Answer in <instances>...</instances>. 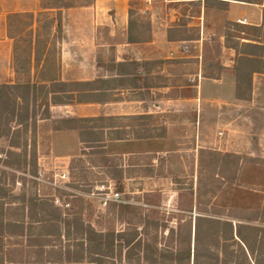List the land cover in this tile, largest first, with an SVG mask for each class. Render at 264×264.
Instances as JSON below:
<instances>
[{
	"label": "rangeland",
	"instance_id": "1",
	"mask_svg": "<svg viewBox=\"0 0 264 264\" xmlns=\"http://www.w3.org/2000/svg\"><path fill=\"white\" fill-rule=\"evenodd\" d=\"M30 1V0H29ZM95 0H62V4L71 7L64 9H46L48 11L37 14L23 13L8 18L7 32L14 39L2 44L0 48V85L13 81L14 84H29L32 86L28 95V104L35 107L38 115L47 108V92L51 86L46 81L56 76L59 69L58 41L64 36L66 30L67 9L79 8L94 3ZM259 1L263 0H251ZM55 0H39V7L53 6ZM126 14L133 10L140 18L142 25L139 27L140 39H145V32L148 29V14L152 17L162 14L166 20L175 25H185L188 17L196 15L199 1L192 2H165L162 0H125ZM58 4L60 3L57 1ZM151 6L149 13L144 11L145 7ZM10 6L7 7V9ZM17 7H15L16 9ZM20 9L32 10L34 7H19ZM130 8V9H128ZM51 10V11H50ZM2 2L0 1V38L2 37L4 23H2ZM104 12V11H103ZM114 10L104 13L98 20V26H105L113 19ZM103 17V18H102ZM59 21V28L57 22ZM51 25V27H50ZM64 26V27H63ZM50 27V28H49ZM224 34L227 23L224 24ZM230 28V27H229ZM87 29V28H86ZM189 36L194 37L195 31H188ZM53 34V35H52ZM255 36L264 42V28L255 31ZM257 34V35H256ZM254 36V37H255ZM253 39V38H252ZM1 40V39H0ZM236 42L235 40L230 41ZM14 54V63L17 71L14 74L8 64V47ZM194 46V45H192ZM246 48L239 47V52ZM255 50L257 55L251 58L258 59L261 63H255V69H264V48ZM35 50V52H33ZM191 53L196 49L190 47ZM32 52L36 54L32 60ZM200 63L184 66L176 65L175 60H164L165 77L155 79L159 85H168L167 97H193L200 91V75L192 76L198 66L202 70V76L217 78L223 69V64L229 65L234 71L238 58L235 54L232 57L228 51L222 49L218 41H205L200 53ZM244 57V56H243ZM254 59V60H255ZM198 62V60L196 59ZM37 63V64H35ZM32 68V70H31ZM27 70V71H26ZM29 71V72H28ZM264 72V71H263ZM235 73V71H234ZM156 78V77H151ZM236 79V75H235ZM259 88H253L251 94L262 96L264 94V81H259ZM252 83V77H251ZM225 83V87H226ZM165 92V90H164ZM158 97V95L156 96ZM250 100V98H249ZM244 100V101H249ZM21 103V101H17ZM227 102V101H226ZM197 105L186 107L188 116L182 115L189 127L195 126V131L184 135L179 142L173 145L168 143L171 150L164 156L152 154H138L123 156L122 154L112 155L109 151L116 150V145H110L104 149L108 157L117 159V168L122 170V178L115 179L108 173L109 170L101 166L100 155L92 153L98 146L97 143L89 141L79 146V151L74 156L66 158V153L76 150V142L73 136H68V142L62 149H52L50 142L62 141L64 135L55 134L59 137L53 140L54 129H63L66 120L72 117L63 115L62 111H56L53 119L45 123L38 122L35 127L34 143L30 133L22 134L19 138V147H9L10 140L0 138V221L17 222L21 219L19 208L21 200L37 197L51 199L54 206L58 207L63 218H79L84 226H89L96 232H131V227L143 228L136 223L127 225L130 222V212H125L120 219L121 210L118 205H129L134 211L148 220L146 236L138 235L142 241L155 246L163 251L166 246L175 245L176 235H173L174 242L170 244L168 231L172 229L177 232L179 228L189 221L193 223L197 215L209 216L214 219L228 220L233 225L238 223L248 224L264 229V103L259 101L250 102L243 107L233 106L229 103H213L211 105ZM58 117V118H57ZM76 119V118H75ZM171 117V120H175ZM164 119L149 118L144 121L141 127L142 133L152 136L162 133ZM101 122L83 123L90 129L92 126H99ZM119 124H126L128 121H118ZM195 123V124H194ZM43 124V125H42ZM101 124L108 125V121ZM135 124V123H134ZM138 128V126H137ZM98 139L106 141L100 130L94 129ZM141 133V132H140ZM141 133V134H142ZM92 135L86 140H91ZM89 138V139H88ZM152 138V137H149ZM26 143V149L23 143ZM102 142V141H101ZM155 142H141L133 145H119L120 150H136L137 146L146 149H153L160 146ZM163 145V144H162ZM198 146V148H197ZM86 147V148H85ZM35 150V156H32ZM67 150V151H65ZM233 157H238L239 163L234 176L229 171ZM94 162V164L92 163ZM11 163V164H7ZM35 168V174L30 171ZM66 172L67 179L61 180L58 174ZM114 176V175H113ZM109 182L115 191L120 194L118 203H109L104 209L98 207L96 199L86 198L88 194L101 185ZM257 212V220L246 222L236 217H243ZM130 214V215H129ZM232 216V217H229ZM26 226L28 219L23 218ZM0 223V224H1ZM2 225V224H1ZM33 229L32 238L42 233L37 228ZM2 229V228H1ZM15 228L5 229L0 235V264H45L50 259L48 251L50 247L42 248V255L39 247H35V241L30 240L25 234L23 236L14 232ZM8 230V231H7ZM264 242V232H259ZM154 237L157 238L156 242ZM193 230L190 237L191 251L194 247ZM54 240V238H52ZM78 241L67 240L62 237L52 250L56 252L53 258L66 250L75 251ZM116 244L112 257H101L103 264H148L142 259V252L133 249L127 255V249L121 252ZM173 249V248H172ZM230 249L235 250L234 247ZM264 256V249L262 251ZM58 257V256H57ZM221 257V256H220ZM44 262V263H39ZM56 264H70L66 262ZM74 264V263H71ZM167 264H175L168 261Z\"/></svg>",
	"mask_w": 264,
	"mask_h": 264
},
{
	"label": "crops",
	"instance_id": "2",
	"mask_svg": "<svg viewBox=\"0 0 264 264\" xmlns=\"http://www.w3.org/2000/svg\"><path fill=\"white\" fill-rule=\"evenodd\" d=\"M0 1L3 10L2 23L5 24L0 38L1 49L4 42H12L14 39L7 32L8 18L23 13L33 15L48 11L39 7V0ZM124 1L95 0L94 3L87 6L67 9L66 30L63 32L64 36L57 42L59 69L56 76L48 79L46 83L49 86L56 83L63 84V94L69 96V100L68 103L54 105L50 103L51 94H47L48 109L52 119L55 117L56 111L60 110L67 117L76 119L97 118L101 123L108 121L110 124L103 125L100 123L94 129L100 130V135L108 136L104 141L105 148L108 149L110 145L117 146L113 152L109 151L110 154L133 156L148 153L157 157L171 152L168 143L174 146L184 135L195 131L194 121H192V127H189L190 122H185L187 118L182 116L187 114L186 107L197 105V110H200L198 104H202V106L211 105L213 109V103L218 102H225V104L229 103L238 107H243L256 100L264 103V94L255 96L252 93L249 101L235 98V73L226 64L222 65L223 69L217 78L201 77L202 70L198 66L192 76L200 75V91L193 97H167L165 93L169 89L168 85L155 83V79L166 78L163 75L165 73L164 62L161 63V61L175 60L178 62L176 65H194L197 67L196 63L198 65L200 63V53L205 41L216 39L221 44L222 49L234 57L235 50L225 41L224 24L245 20L243 25L252 26L256 29L264 28V0L262 2L162 0L169 3L199 1L200 5L197 7L196 15L188 17L189 21L184 26L180 24L172 26L166 20L165 14L164 16L156 14L152 17V13H149L151 6L145 7L144 11L149 13L148 20L146 19L148 29L144 34L146 38L137 42H128L127 40L128 11L126 14V8L123 6L126 5V2ZM8 6L11 9H7ZM25 6L34 7V9L19 8ZM15 7L17 8L15 9ZM111 10L115 11V17L110 19L105 26H98L100 24L98 20L101 19V16ZM190 30L195 31L194 37L189 36L188 31ZM258 38L255 36L250 40L241 39L238 41V48L241 47L242 43L264 47V42ZM190 47L196 51L191 53ZM33 52L31 54L32 60L36 55ZM12 53L9 45L8 64L15 74L18 69ZM132 62L138 63L139 66H130ZM142 63H148V65H142ZM263 71L252 74V89L259 88V81H264ZM5 83L14 84L13 81ZM225 83L227 84L226 87ZM157 95L158 97H156ZM137 116H144L148 119H164L166 129L164 135L152 138L134 137V131L140 127L137 128L128 119ZM172 116L176 119L171 120ZM48 120L50 117L46 120H38V128L40 123H45ZM123 120L128 121V123H118V121ZM49 133H54L51 135L53 140L59 138L58 136L55 137V134L64 135L62 141L50 142L54 150L56 148V150L62 149L68 142V136L74 137L76 150L72 152L69 149L68 151L65 150L67 151L66 158L75 156L79 151V146L82 143L77 129H54ZM149 141L155 142V145L158 143L161 145L146 150L143 146H137L136 150L119 149L121 148L119 145H133L134 143Z\"/></svg>",
	"mask_w": 264,
	"mask_h": 264
},
{
	"label": "trees",
	"instance_id": "3",
	"mask_svg": "<svg viewBox=\"0 0 264 264\" xmlns=\"http://www.w3.org/2000/svg\"><path fill=\"white\" fill-rule=\"evenodd\" d=\"M53 6H42V9H64L71 7L68 4H62V0H55ZM57 1L60 3L58 4ZM250 2L251 0H235ZM90 5V4H89ZM87 6V5H86ZM140 17L133 11L128 10V27H127V40L128 42L141 41L139 34V27L142 25ZM59 28V21L57 22ZM51 27V25H50ZM49 27V28H50ZM230 27V28H229ZM225 33L226 44L232 47L238 58L237 64L234 68L235 79V98L237 100H249L251 92V77L256 70L255 63H258L260 58H251L252 55L258 54L255 50H248L252 47L262 50L263 46H252L249 43H242L241 47L246 48L244 52L238 50V41L241 39L250 40L255 36V31L258 29L252 26H246L238 23H227ZM257 35V34H256ZM144 39V38H143ZM236 42L231 43L230 41ZM244 56V57H243ZM259 57V56H258ZM255 59V60H254ZM37 61L38 59L35 58ZM259 63H261L259 61ZM264 64V61L262 62ZM142 65H148V63H142ZM130 66H139L138 63L132 62ZM254 66V67H253ZM133 67V68H134ZM264 69H261V71ZM27 71V70H26ZM29 72V71H28ZM210 78V77H209ZM32 86L29 84H1L0 85V138L10 140L9 147L18 148L19 138L21 133L26 135L30 133L33 137L32 147L35 148L34 136L35 127L38 120L49 119L50 113L47 108L38 115L35 107H29L28 95L30 94ZM50 93L51 104H64L68 103L69 96H65L63 90V84L56 83L51 85V88L47 92ZM63 98H66L65 100ZM17 101H21L18 103ZM147 117L137 116L129 118L128 120L135 123V126L140 129L134 131V137L136 138H149V137H161V134L154 136L150 134L142 133L141 127L144 125V121ZM99 119H75L69 118L66 122V126L63 129H77L79 131L80 142L86 143L89 141L102 143L98 146H90L91 148H97L98 150L92 152L96 155H100L101 166L106 168L108 173L115 179L122 178V170L118 169L117 159L115 157H108L102 139H98L97 134L92 130L96 126L91 127V132L85 129H90L88 126H83V123L97 122ZM58 129V128H57ZM142 134H141V133ZM85 135H92L91 140H86ZM89 139V138H88ZM102 141V142H101ZM26 149V143H23ZM86 148V147H85ZM35 150H32V156H35ZM238 157H233L230 166V172L234 176L237 172ZM94 164V162H92ZM11 164V163H7ZM35 174V168L30 171ZM114 175V176H113ZM121 210L120 219L124 217L125 212H130L131 220L127 222V225L136 223L142 226L140 233L137 227H131V232L122 231L118 233L106 232L100 233L94 231L89 226H84L80 222L79 218L67 219L61 216V212L58 207L54 206L51 199H42L37 197L27 198L21 200V207L19 208L21 219L17 222H5L0 223V235L4 233L5 229L14 227L18 235H27L28 238L35 241V247H39V252L42 255V248L50 247L48 255L49 260L45 261V264H56L61 262L74 263V264H103L101 257H112L116 244L119 247V251L123 248L127 249V255L131 253L133 249H138L142 252V259L148 264H167L168 261H172L175 264H264V256L262 251L264 249V242L259 236V232H264V229L248 224L238 223L233 225L231 221L214 219L209 216L197 215L193 223L189 221L186 225L179 228L177 232L170 229L168 231V238L170 244H173V235H176L175 245L170 248L166 246V249L161 251L155 244H149L138 238L139 234L146 236L147 227L149 221L142 218L138 212L134 211V208L129 205H118ZM257 212L252 213L241 218L240 220L250 222L257 220ZM28 219L25 226L23 218ZM232 217V216H229ZM37 225L38 230L42 233L36 235V239L32 238L33 229ZM2 228V229H1ZM193 230V242L194 247L191 251L190 237ZM8 231V230H7ZM64 237L67 240L78 241L75 245L77 249L75 251L66 250L61 252L59 249L58 257L53 258L52 253L56 254L52 250L57 243L61 242V238ZM54 238V240H52ZM156 242L157 238H153ZM234 247L235 250L230 249ZM221 256V257H220ZM44 263V262H39Z\"/></svg>",
	"mask_w": 264,
	"mask_h": 264
},
{
	"label": "built area",
	"instance_id": "4",
	"mask_svg": "<svg viewBox=\"0 0 264 264\" xmlns=\"http://www.w3.org/2000/svg\"><path fill=\"white\" fill-rule=\"evenodd\" d=\"M237 23L243 24L245 20H238ZM61 180L67 179V173L62 172L57 175ZM84 197L96 199L98 201V207L104 209L109 203H118L120 199V194L114 190L113 186L107 182L97 186L94 191L85 194Z\"/></svg>",
	"mask_w": 264,
	"mask_h": 264
}]
</instances>
